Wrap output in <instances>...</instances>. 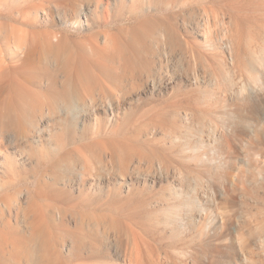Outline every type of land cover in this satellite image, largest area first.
Masks as SVG:
<instances>
[{
	"label": "rangeland",
	"instance_id": "1",
	"mask_svg": "<svg viewBox=\"0 0 264 264\" xmlns=\"http://www.w3.org/2000/svg\"><path fill=\"white\" fill-rule=\"evenodd\" d=\"M71 1L0 0V51L8 84L0 114V229L6 240L2 263L229 264L231 259L227 256L195 252V242L191 248L184 247L181 241L190 233L181 237L179 230L176 233L173 228L180 223V210L188 209L180 207L181 201L186 199L189 209L194 208L198 173L181 172L171 166L157 169V160L148 148H159L161 134L147 127L142 119L133 118L122 132L110 130L112 124L129 118L137 107L159 106L165 92L176 93L180 84L177 76L166 88L147 89V65L144 60L132 62L131 55L136 47L147 46L156 53L158 64L160 56L156 51L158 45L163 46V23L171 24L184 36L187 30L191 38L202 42L207 14L194 6L199 0H92L86 6L83 3L57 7ZM206 2L210 5L212 0ZM34 5L45 11H37ZM80 6L84 8L79 11ZM82 11L88 24L83 16L80 25H72ZM257 22L243 29L240 40L244 42L241 45L255 50V62L264 43V24ZM140 25L147 34L131 44L127 34ZM115 34L119 39L112 40ZM44 42L47 51L43 50ZM112 50L118 53L116 60L129 75L119 91L123 93L122 102L117 106L86 98L69 110L51 94L43 99L18 94L17 99L16 92H9L14 75L35 73L42 84L50 79L63 82L72 73L71 67H81L78 63L82 56L91 59L93 52L97 56ZM141 55L135 57L139 59ZM28 85L34 88L33 84ZM90 104L94 108L87 109ZM100 140L121 141L122 148H117L115 157L125 163H108L111 151L101 149ZM66 153L69 159L57 167ZM256 203L259 208L254 207ZM256 203L248 205V212L258 209L263 213L264 200ZM74 231L84 233L81 244ZM252 250L256 252V262L246 264H263L264 250L262 253L253 244Z\"/></svg>",
	"mask_w": 264,
	"mask_h": 264
},
{
	"label": "bare ground",
	"instance_id": "2",
	"mask_svg": "<svg viewBox=\"0 0 264 264\" xmlns=\"http://www.w3.org/2000/svg\"><path fill=\"white\" fill-rule=\"evenodd\" d=\"M91 1L73 0L57 7H74L83 3L86 6ZM206 1L194 3L196 8H202L207 14L204 21L206 31L201 33L202 42L191 38L187 30L184 31V36L171 24L168 26L163 23V46L158 45L156 51L160 56L158 64L155 60L156 53L147 46L136 47L135 53L131 55L132 62L144 60L147 65L144 68L147 69V89L159 86L166 88L177 76L180 84L176 93L165 92L163 104L159 106L153 104L143 109L137 107L129 118L112 124L110 130L122 132L133 118L142 119L147 127L155 131L157 129L161 134L159 139H162V144L159 148L156 145L148 148L149 154L157 160V169L167 170L171 166L181 172H196L199 176V182L194 186V208L189 209L186 199L181 201L180 207H188L190 211H186L187 208L185 211L181 209L179 216L177 215L181 219L180 223L175 224L179 229L173 225L176 233L179 230L181 237H187L190 233L181 241L184 247L191 248L195 242V252L201 250L202 254L227 256L231 259L229 264H246L255 260L256 252L252 250V244L254 247L258 246L261 252L264 250V211L260 209L263 212L260 213L257 209L256 212L251 211L254 214L248 212L249 204L254 206L256 200H264V43L258 51L260 58L255 62V50L241 45L244 43H241V32L253 22L264 24V0H212L210 5ZM82 6L79 11L84 8ZM225 7L229 8L228 12ZM33 8L45 11L40 5H34ZM83 16L88 24L85 11L80 12L71 24L80 25ZM146 31L141 25L130 30L127 34L130 43L143 38ZM111 39L117 40L119 35L115 34ZM43 50L47 51L45 42ZM138 53L142 54L139 59L135 57ZM117 54L112 50L109 53L99 52L97 56L93 52L94 56H89L91 59L82 56L78 63L82 68L71 67L69 70L72 73L63 82L50 79L42 84L38 82L35 73H21V78L14 75L9 92H16L17 99L18 94H33L42 99L51 94L66 104L69 110L74 109L76 102H84L86 98L93 103L100 100L101 105L109 103L117 106L122 102L120 97L123 93L119 91L122 92L129 76L125 74V67H121L116 60ZM1 58L0 51V114L5 104L3 91L8 87L5 82L4 61ZM29 83L34 88H29ZM19 99L24 98L19 96ZM91 108L94 106L90 104L87 109ZM69 127H74V124L71 123ZM100 142L98 145L101 149L111 151L108 163L116 162L118 166L125 163L115 157V151L122 148L121 141ZM68 159L67 153L64 154L56 166L59 167L63 160L65 162ZM261 202L260 205L263 203ZM259 204L254 207L259 208L256 207ZM51 218L54 220V217ZM73 233L81 244L84 233ZM87 233L89 235L90 230ZM5 241L0 229V264H3L1 254L4 253Z\"/></svg>",
	"mask_w": 264,
	"mask_h": 264
}]
</instances>
